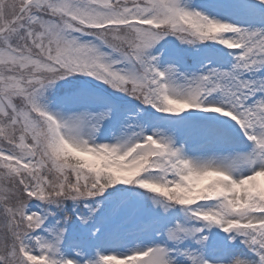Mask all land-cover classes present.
I'll use <instances>...</instances> for the list:
<instances>
[{
  "label": "snow or ice",
  "instance_id": "snow-or-ice-1",
  "mask_svg": "<svg viewBox=\"0 0 264 264\" xmlns=\"http://www.w3.org/2000/svg\"><path fill=\"white\" fill-rule=\"evenodd\" d=\"M0 264H264V0H0Z\"/></svg>",
  "mask_w": 264,
  "mask_h": 264
}]
</instances>
